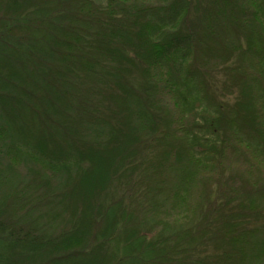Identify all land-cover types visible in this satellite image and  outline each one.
<instances>
[{
  "label": "trees",
  "instance_id": "obj_1",
  "mask_svg": "<svg viewBox=\"0 0 264 264\" xmlns=\"http://www.w3.org/2000/svg\"><path fill=\"white\" fill-rule=\"evenodd\" d=\"M0 264H264V0H0Z\"/></svg>",
  "mask_w": 264,
  "mask_h": 264
}]
</instances>
